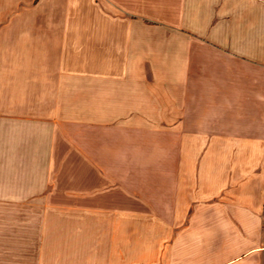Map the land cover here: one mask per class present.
Returning a JSON list of instances; mask_svg holds the SVG:
<instances>
[{
	"label": "crops",
	"instance_id": "crops-1",
	"mask_svg": "<svg viewBox=\"0 0 264 264\" xmlns=\"http://www.w3.org/2000/svg\"><path fill=\"white\" fill-rule=\"evenodd\" d=\"M0 264H264V0H0Z\"/></svg>",
	"mask_w": 264,
	"mask_h": 264
},
{
	"label": "rangeland",
	"instance_id": "rangeland-1",
	"mask_svg": "<svg viewBox=\"0 0 264 264\" xmlns=\"http://www.w3.org/2000/svg\"><path fill=\"white\" fill-rule=\"evenodd\" d=\"M142 18H144V17H142ZM63 115L65 118L67 115H70V113L64 112ZM79 115H80L81 120L87 119V112H80Z\"/></svg>",
	"mask_w": 264,
	"mask_h": 264
}]
</instances>
